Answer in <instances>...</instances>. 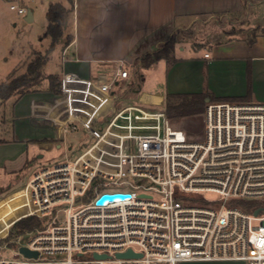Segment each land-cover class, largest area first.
Wrapping results in <instances>:
<instances>
[{"label":"built area","instance_id":"2783aa9c","mask_svg":"<svg viewBox=\"0 0 264 264\" xmlns=\"http://www.w3.org/2000/svg\"><path fill=\"white\" fill-rule=\"evenodd\" d=\"M128 76L124 62L109 82L63 73L48 98L29 101L18 123L42 128L40 140L92 142L0 201V250L17 249L0 264H264V214L238 206L264 200V103L209 102L200 133L192 113L118 107L115 89ZM28 218L39 226L16 233ZM23 234L32 237L18 245Z\"/></svg>","mask_w":264,"mask_h":264},{"label":"crops","instance_id":"0c3cea01","mask_svg":"<svg viewBox=\"0 0 264 264\" xmlns=\"http://www.w3.org/2000/svg\"><path fill=\"white\" fill-rule=\"evenodd\" d=\"M69 1L72 10L64 21L61 39L70 36L71 40L61 45L60 72L50 75L59 79L69 73L106 80L124 62L129 76L120 82L135 87L130 91L131 104L167 108L169 99H174L170 96L190 94H205L210 102L264 103V12L257 21L251 19V9L261 13L264 0ZM232 15L243 16V30L253 32L252 39L224 33L221 23H230ZM167 27L192 33L161 50L167 41L157 35ZM145 55L146 60H139ZM25 95L29 93L1 104L0 115L6 127L13 124V130L8 136L4 135L6 127H0V169L6 162H23L26 154L41 158L38 152L51 150L42 147L51 144L49 141L35 140L20 130L23 125L18 119L32 100ZM8 110L11 117L5 115ZM30 143L34 149L29 154ZM19 144L21 150L7 148ZM225 262L237 261L190 263Z\"/></svg>","mask_w":264,"mask_h":264},{"label":"rangeland","instance_id":"374dc122","mask_svg":"<svg viewBox=\"0 0 264 264\" xmlns=\"http://www.w3.org/2000/svg\"><path fill=\"white\" fill-rule=\"evenodd\" d=\"M59 1V0H0V82L6 81L12 74L18 75L22 74L29 62L31 55L34 52L44 53L50 46V38L44 37L47 27L46 20V12L48 5L51 2ZM15 3L18 6L24 7L27 10H31L33 12V20L32 22L25 21V14H17L16 11L10 10V4ZM261 13L257 10L258 8L251 9V19L252 21H257L260 18V15L263 14L262 8H259ZM231 22L229 23L227 20H224L221 23L224 33H234L237 37H245L247 39H252L254 37V33L248 30L247 32L243 30L246 28L245 22H243V16L241 15H232L230 17ZM242 21V22H241ZM192 32L189 31H173L172 28L167 27L157 35V38H161L163 41L169 42L168 47H172L173 44L181 41L182 37L189 35ZM186 36V37H187ZM66 44L64 39H60L53 51L49 54V60L42 67V79L33 84L28 89H26L20 95H24L29 93L32 96L33 100L36 99H44L48 98L49 91V82L48 75L50 74H58L60 72V55L61 48ZM62 45V46H61ZM166 48V49H167ZM112 78V75L106 79V82H109ZM135 89L134 86L123 85L122 82L116 87V92L120 94L119 99H117L116 105L118 107H122L128 104H131L130 99V91ZM19 95V94H18ZM23 96V98H26ZM17 95L12 96L9 100L16 99ZM28 98V97H27ZM20 99V97L18 98ZM8 100V101H9ZM28 101V100H26ZM23 101V104L26 103ZM17 102V101H16ZM6 103V102H5ZM4 103V104H5ZM176 99H169V104H176ZM3 104V103H2ZM28 104V102L26 103ZM146 108V107H145ZM3 111L2 105L0 104V114ZM192 113L193 117H190L192 125L196 126L197 132H201V121L203 120V112L195 113L192 111H188ZM6 117H11L13 114L10 110L6 112ZM190 121L188 123H190ZM21 124L22 127H31V125L23 121ZM200 125V128L198 127ZM4 125V126H2ZM7 124L2 115H0V127H6ZM19 126V124H18ZM8 131L5 132L4 135H12L13 124L9 123V127L4 128ZM200 129V130H199ZM1 130V129H0ZM50 133V132H49ZM193 134L196 133V129H193ZM31 137L37 140L44 135L42 128L40 127H31L30 131ZM54 137V136H53ZM33 139V140H34ZM92 140L88 139L87 136H82L75 141H63L64 146H59L58 143H51L49 145H42L43 148L51 149L50 151L38 152L41 155V158L35 155L32 158L28 157V154L24 156L23 162H8L9 164L1 167L2 170L0 172V201L5 198H9L19 189H21L26 182H28L35 173L39 172L43 167H49L56 163H61L64 161V154L67 152L69 147L74 148V150L78 149L79 151L84 150L91 144ZM30 143L28 145L27 152L30 154L34 147ZM80 147V148H79ZM8 149L16 148L17 150H21L23 148L22 145H7ZM75 155L71 156V159L74 158ZM18 198V197H17ZM204 199L208 202L215 203L219 196L215 193L207 192L204 193ZM263 215L264 213H259ZM58 220H63L64 215L58 214ZM40 224V221H39ZM31 235L23 234L19 236L18 245L23 244L31 239ZM10 250H0V255L4 258L11 259L12 255L17 251L15 246H10ZM184 264H245L243 262H225V263H184Z\"/></svg>","mask_w":264,"mask_h":264},{"label":"trees","instance_id":"16d2710c","mask_svg":"<svg viewBox=\"0 0 264 264\" xmlns=\"http://www.w3.org/2000/svg\"><path fill=\"white\" fill-rule=\"evenodd\" d=\"M72 10V3L67 0L51 2L48 5L46 12L47 27L44 37L50 38V46L44 53L34 52L31 55L26 69L22 74H12L6 81L0 82V104L6 102L14 95H20L33 84L39 82L43 75L41 72L42 67L47 63L49 54L54 50L57 42L63 35V24L68 13ZM71 37L65 39V43H69ZM169 42L161 45V50H166ZM148 55L141 57L139 60L144 61ZM148 66V63L145 67ZM49 91L53 92L58 84V77L49 75ZM208 96L205 94H190V95H176L170 96L177 100V103L167 104V109L170 111L187 112L192 111L201 113L204 111L205 99ZM238 206L249 213L259 214L264 213V200H241L238 201ZM39 226V221L36 218H28L22 220L16 225V233L32 230Z\"/></svg>","mask_w":264,"mask_h":264},{"label":"water","instance_id":"95a60500","mask_svg":"<svg viewBox=\"0 0 264 264\" xmlns=\"http://www.w3.org/2000/svg\"><path fill=\"white\" fill-rule=\"evenodd\" d=\"M25 21L26 22H32V12L31 10H27V13H26V16H25ZM210 100L209 99H206L205 100V103H209ZM82 132H84V130H82ZM78 133L77 135L73 136L74 138H77L79 137V135L82 133ZM114 197H119V198H125L126 195H123V194H119V195H105V196H102L98 203L101 204L105 199H113ZM20 252L23 253L25 256H28V257H36L37 253L36 252H31L29 250H27L26 248L24 247H21L20 248ZM96 257L98 258H101V259H104L106 256L105 255H102V256H98V255H95ZM134 254L131 252V251H128L127 253H124V254H118V257H133Z\"/></svg>","mask_w":264,"mask_h":264}]
</instances>
